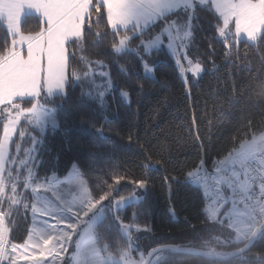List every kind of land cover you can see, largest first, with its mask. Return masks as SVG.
<instances>
[{"label": "snow or ice", "instance_id": "snow-or-ice-1", "mask_svg": "<svg viewBox=\"0 0 264 264\" xmlns=\"http://www.w3.org/2000/svg\"><path fill=\"white\" fill-rule=\"evenodd\" d=\"M104 3L105 0H92V7L103 10ZM109 11L112 16L107 33L109 42L104 50L98 49L97 54L89 56L87 63L81 61L79 73L62 69L46 92H29L13 81L6 91V99L0 101V164H10L14 175L23 174L15 184L21 193L17 201H24V210L31 209L32 200L43 196L46 197L43 206L47 209L44 215L52 218L47 228L33 225V234L24 243L11 241L7 230L0 235V264H160L166 261L167 257L162 254L151 261L145 259L168 247L162 238H156L148 219L153 210L148 172L161 161L145 154L138 164L139 176H130L124 161L117 162L111 155L120 149L98 142L97 137L108 132L119 133L112 127L106 128L97 115L112 106L118 113L120 102L131 107L133 92L138 103L147 83L132 79L135 66L139 64L145 76L154 79L158 61L169 55L174 58L185 97L190 101L192 85L204 74L217 70L214 61L209 59L206 63L202 58L197 42V35L209 17L222 42L228 39L222 17L230 18L233 23L239 18L241 26L237 36H247L252 41L259 38L260 25L264 24V0H115L109 5ZM68 14L79 27L77 37L82 36L83 28L77 19L80 13L70 6ZM91 15L89 9L85 20ZM64 47H68L67 42ZM229 47L225 43L226 51ZM114 67L125 80L113 74ZM26 100L30 102L28 108L24 107ZM169 102L166 96L157 97L149 109L151 119L156 120L160 107ZM66 105L79 113L76 123L91 132L88 141L78 144L75 150L68 139L72 122ZM136 114H139L138 107ZM192 119L195 124L194 110ZM130 125L129 144L133 140ZM57 134H62L60 146L53 147L50 141ZM196 136L199 153L185 166L182 175L186 184L190 181L203 186L202 191L197 188L202 208L210 184L214 197L220 193L231 195L230 185L238 176L243 178L242 170H251L253 166L264 168V159L257 161L254 146L242 141H235L222 158L218 151L217 158L210 163L198 131ZM65 154H70L67 159ZM166 180L180 182L172 176ZM167 212L176 218L171 197ZM212 215L214 218L215 213ZM185 223L192 227L187 219ZM145 236L152 243L142 247L139 242Z\"/></svg>", "mask_w": 264, "mask_h": 264}, {"label": "trees", "instance_id": "trees-1", "mask_svg": "<svg viewBox=\"0 0 264 264\" xmlns=\"http://www.w3.org/2000/svg\"><path fill=\"white\" fill-rule=\"evenodd\" d=\"M91 13L83 35L67 43L66 69L73 74L82 70L81 61L87 63L89 56L97 54L98 49L104 50L109 42L107 33L110 23L105 7L103 6V10L99 6L92 7ZM210 20L211 17L204 21V29L197 35V42L202 58L206 63L209 59L214 61L217 70L204 74L202 79L192 85L191 100L185 97L173 57L169 55L160 58L154 79L145 76L137 64L132 79L146 81L145 93L137 103L133 92L132 106L125 107L120 102L118 113L115 106L100 111L97 115L99 121L106 128L116 129L119 135L108 132L105 136L97 137V140L120 149L111 155L117 162L124 161L130 170V176H139L138 164L145 154L161 161L160 165L148 172L151 178L149 200L153 209L148 219L156 231V238H162L166 245L227 254L243 247L251 236L242 242L237 241L235 231L223 213L213 219L208 212L209 197H204L203 208L201 205L197 188L202 191L203 187L191 182L186 184L182 170L199 153L197 131L199 140L203 141L208 151L207 160L210 163L217 158L218 151L221 158L225 151H230L235 141L246 143L264 133V31L254 43L246 40L235 42L230 38L222 42L216 36ZM47 26L42 17L26 15L23 24L21 23V33L35 38ZM5 28V21L0 18V64L12 52L13 37ZM225 43L230 45L227 51ZM112 72L121 80L126 79L115 67ZM186 75L190 76L189 73ZM42 81L40 90L46 92ZM162 96L168 97L170 102L161 106L159 117L152 120L149 109L155 104L156 98ZM31 104L34 106L35 101H31ZM29 106L30 102L24 101V107ZM65 108L72 122L68 139L75 150L78 144L88 141L91 132L86 126L76 123L79 113L71 105H66ZM193 110L195 124L192 119ZM130 123L133 137L131 144L127 140ZM61 135L57 134L55 139H51L53 147L60 146ZM69 155L65 154V159ZM169 176L176 177L180 182L166 180ZM169 197L177 214L176 218L167 212ZM31 210L32 208L25 211L23 202L12 210V215L8 213L11 241L24 243L27 240L32 225ZM186 219L192 227L185 223ZM263 220L264 215L262 220L255 221L254 230ZM139 243L146 247L152 240L145 236ZM162 255L167 259L160 264H264V231L247 253L227 261L170 251Z\"/></svg>", "mask_w": 264, "mask_h": 264}, {"label": "rangeland", "instance_id": "rangeland-1", "mask_svg": "<svg viewBox=\"0 0 264 264\" xmlns=\"http://www.w3.org/2000/svg\"><path fill=\"white\" fill-rule=\"evenodd\" d=\"M89 1V3L92 5V0ZM68 2H70V0L65 1L66 4ZM114 2L115 0H105L104 3L110 24L112 21V16L109 11V5ZM241 2H243V0H241ZM39 5H42L40 10L41 13L42 11L45 13H48L49 11L56 13L64 9L62 6V0H0V18L5 21L8 32L13 37L12 52L8 59L11 58V56L18 50L17 49L15 51V48L19 46L22 39L26 37V39H29L27 35L21 33V23L19 21V17L22 14H25V12L31 10L32 7ZM25 16L22 18V20L25 18ZM49 18L52 17L49 16ZM221 19L223 20L224 25H226L228 39L230 38L235 42H237V40L238 42L245 40L251 43L257 42L264 31V24H261V35L256 41H252L249 40L247 36H237L241 26L239 18L236 19L235 23H233L231 19L226 16L222 17ZM32 51V49L28 51L29 55ZM33 56L34 55L32 53L31 57L27 56V58H24L25 61L20 63H14L12 62L13 60L6 59L0 64V101H4L6 99V91L11 87L13 81L26 88L29 92L41 91L40 89L42 80H40L41 77L39 74V64H37L36 61L33 62ZM42 83L44 84V81H42ZM48 88L49 86L46 90H48ZM257 140H264V133L255 137L252 141L256 142ZM248 142L249 141L246 143ZM14 171L15 170L10 164H0V235L6 234V230L8 233L10 232V227L8 225V213H11L10 215H12V210L24 202L17 201V197H19L21 193L19 187L15 184V181L20 179L23 174L17 173L14 175ZM211 194L212 193L209 191L208 195H206L207 198L209 197V203L213 200V198L210 197L212 196ZM45 199L46 197L39 196L32 200V225L29 236L33 234V225L36 227L47 228L52 223L51 216L44 215V213L47 211V209H45L43 206V201ZM26 200L27 197H25V201ZM214 201H218V206L213 207L216 205V203H214V205H208V212H210V216L213 218L212 213H215L213 219H216L220 214L223 213L224 217L229 220L231 228L235 231L237 241L242 242V240L244 241V239L252 235L256 225L255 221L257 220L248 210L243 207L244 204L239 205V201H237L233 195L227 196V200L226 198L221 200L214 197ZM255 206L259 207V202H257ZM261 208L262 211H264V207ZM230 210H232L233 213H229Z\"/></svg>", "mask_w": 264, "mask_h": 264}, {"label": "crops", "instance_id": "crops-1", "mask_svg": "<svg viewBox=\"0 0 264 264\" xmlns=\"http://www.w3.org/2000/svg\"><path fill=\"white\" fill-rule=\"evenodd\" d=\"M65 1L67 0H62V6L64 7V9L59 12L53 13L49 11L48 13H45L42 11L41 13L40 10L42 8V5H39L32 7L31 10L25 12V14H22L19 17V21L21 23L22 18L25 15L35 14L42 17L43 21L48 26L46 30L38 37L31 38L28 36L29 39H26L27 37L22 39L19 46L15 48V51L17 49L18 50L11 56V58L8 59L13 60L12 62L14 63H20L24 62V58H27V56L31 57L33 53V62L36 61V63L39 64V74L41 77L40 80L44 81L45 91H47L46 89L48 86L54 83L56 78L60 75L62 69L67 67V51L64 47L65 42L68 43L73 39L81 37H77L76 35L79 31V27L76 24L72 23L71 16L70 14H68L69 7L71 6L73 11H77L80 13L77 19L79 22V26H82L84 31L86 25L85 15L92 6L91 3H89V0H70V2H68L67 4L65 3ZM49 16L52 18H49ZM30 49H32L33 51L29 55L28 51ZM252 140L246 144L254 146L256 150L255 155H257L261 151H264V140H257L256 142H253ZM242 174V186L247 189V174L245 170H242ZM211 195L212 196L210 197L213 198V200L208 205L210 206L216 203V205H214L213 207L218 206V201H214L213 194ZM227 196L229 195H225L223 193L222 199L226 198L227 200Z\"/></svg>", "mask_w": 264, "mask_h": 264}, {"label": "built area", "instance_id": "built-area-1", "mask_svg": "<svg viewBox=\"0 0 264 264\" xmlns=\"http://www.w3.org/2000/svg\"><path fill=\"white\" fill-rule=\"evenodd\" d=\"M257 161L264 159V151H261L255 155ZM247 174L248 188L245 189L242 186V180L237 177L232 187V195L239 201V204H244L246 209L255 217L257 221L263 218L262 208L264 207V168H257L253 166L251 170L245 169ZM190 182V181H189ZM212 185L210 184V192L215 196V193L211 191ZM223 193H220L215 198L222 199ZM259 202V207L255 204ZM229 213H232L230 211Z\"/></svg>", "mask_w": 264, "mask_h": 264}, {"label": "water", "instance_id": "water-1", "mask_svg": "<svg viewBox=\"0 0 264 264\" xmlns=\"http://www.w3.org/2000/svg\"><path fill=\"white\" fill-rule=\"evenodd\" d=\"M263 231H264V220L254 230L253 233H255V235L253 236V233H252L251 237L249 238V240L243 247L236 249L232 252H229L225 255H223L222 253L208 252V251H204V250L193 248V247H180L177 245L169 244L167 245L168 247L163 252H161L160 250H157L156 252L151 253L145 259L148 261H151L156 255H161L164 252L170 251V252H174L178 254H190V255H195V256H199V257H203L207 259L227 261V260H230L232 258L241 256L247 253L254 246V244L256 243V241L258 240V238L260 237ZM172 249H178V250L173 251Z\"/></svg>", "mask_w": 264, "mask_h": 264}]
</instances>
